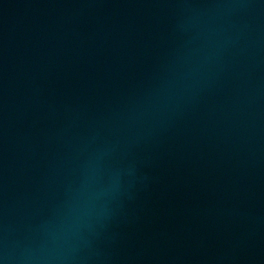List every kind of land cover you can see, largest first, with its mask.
Instances as JSON below:
<instances>
[{
  "label": "water",
  "instance_id": "95a60500",
  "mask_svg": "<svg viewBox=\"0 0 264 264\" xmlns=\"http://www.w3.org/2000/svg\"><path fill=\"white\" fill-rule=\"evenodd\" d=\"M0 264H264V0H0Z\"/></svg>",
  "mask_w": 264,
  "mask_h": 264
}]
</instances>
